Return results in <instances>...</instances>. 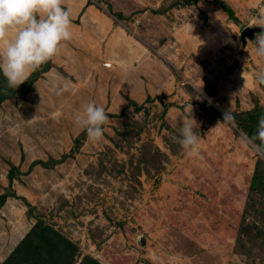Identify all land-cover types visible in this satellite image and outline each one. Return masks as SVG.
<instances>
[{
    "label": "rangeland",
    "instance_id": "obj_1",
    "mask_svg": "<svg viewBox=\"0 0 264 264\" xmlns=\"http://www.w3.org/2000/svg\"><path fill=\"white\" fill-rule=\"evenodd\" d=\"M94 3L105 12L122 13L125 7L127 14L116 17L117 23L153 52L164 51L165 59L170 52L175 57L186 52L170 31L189 33L195 19L210 28L212 41L202 44L209 55L207 71L197 75L205 85H197L192 75L196 87H183L185 100L166 99V104L159 99L145 106V114L131 118L113 138L104 134L107 147L81 152L83 160L77 155L86 140L79 136L75 150L58 165L69 164L54 170L56 182L51 174L40 176L37 182L44 188L35 182L33 198L19 205L20 217L34 228L18 231L16 224L18 232L8 234V256L0 264H264V156L246 143L240 125L259 114L251 123L256 131L264 115V56L258 59L243 46L240 36L248 26L233 22L227 10H235L228 0ZM250 14L249 27H264L256 26L258 16L251 19ZM170 67L182 87L181 74ZM170 108L179 110L168 122ZM226 112L237 121H224ZM190 113L199 125L194 131L201 136L202 159L186 156L178 143L181 123ZM54 162L44 163L51 167Z\"/></svg>",
    "mask_w": 264,
    "mask_h": 264
},
{
    "label": "crops",
    "instance_id": "obj_2",
    "mask_svg": "<svg viewBox=\"0 0 264 264\" xmlns=\"http://www.w3.org/2000/svg\"><path fill=\"white\" fill-rule=\"evenodd\" d=\"M228 1L236 13L233 11L235 18L231 19L234 23L242 22L244 26L251 25L245 23L247 14H250V11L246 13L248 9L257 13L258 18L261 17V9H264V0H242L238 6L236 0ZM66 5L72 11L73 38L50 60V65L39 73V78L26 96L9 98L0 106V201L7 194V189H12L15 195L7 197L5 203L0 204V259L8 256V234L16 235L15 232L32 227L29 220L24 221L20 217V206L22 207L21 202L25 199L30 201L33 198V190L37 188L35 182L39 184V177L48 174L56 182V171L69 164L70 161L64 162L63 166L58 165L63 156L75 150L76 140L84 132L74 122L78 111H83L84 106L92 101L103 106L110 119L105 125V133L113 138L115 130L127 127L131 118L143 116L145 106L156 105L160 103L159 99L163 102L166 99L176 102L183 97L185 100V90L178 86V76L171 65L179 73L184 71L190 79L193 78L192 75H196L194 79L198 80L202 77L197 75L207 71L204 60L209 55L204 46L211 43L213 35L210 28L201 26L196 19L193 21V28H189V33L178 29L174 33L170 31L171 38H175L187 54L183 51L181 57H175L173 51L165 59L161 58L164 51H159V54L153 52L149 43L131 34L125 25L117 23L118 19L113 15L116 13L103 11L95 5L94 0H66ZM124 9L125 7L121 8L122 13L118 14L125 16L127 11ZM258 18L256 26H261L258 25ZM152 41L151 44L155 45L154 38ZM203 43L205 44L202 45ZM254 44L247 40L243 46L258 59H263V56L256 54ZM187 48L192 52L187 51ZM176 109L178 108L168 110V122L178 117L179 109ZM57 110L61 112V116L53 119L51 113ZM186 110L187 108L184 109L185 112ZM179 113L183 114V111L180 110ZM82 142L84 144L82 149L79 148L80 155L76 154L78 160L84 159L81 152L97 153L103 146L110 144L105 136L99 142H92L87 134ZM50 159L55 162L48 167L44 162ZM38 161L44 163L46 166L42 167L46 169L36 164ZM12 167L17 171L11 182L9 175ZM22 183H27L28 187L22 186ZM39 187L44 188L41 182ZM4 218L6 221L7 218H14L15 222L11 221L12 225H9ZM18 223L19 227L16 225ZM17 227L18 231H15Z\"/></svg>",
    "mask_w": 264,
    "mask_h": 264
},
{
    "label": "clouds",
    "instance_id": "obj_3",
    "mask_svg": "<svg viewBox=\"0 0 264 264\" xmlns=\"http://www.w3.org/2000/svg\"><path fill=\"white\" fill-rule=\"evenodd\" d=\"M71 15L66 0H0V72L10 88L17 89L27 82L73 38ZM261 17L260 23L264 24V9H261ZM254 45L257 54L264 56V34L257 35ZM191 113L181 123L178 143L186 156L202 159L201 136L194 131L199 125ZM60 116L59 110L51 113L53 119ZM232 119L228 112L224 114V121ZM74 122L90 141L99 142L104 138L105 125L110 119L104 107L92 101L75 114ZM245 138L246 143H251L254 150L264 156V115L255 133L251 137L245 133Z\"/></svg>",
    "mask_w": 264,
    "mask_h": 264
},
{
    "label": "trees",
    "instance_id": "obj_4",
    "mask_svg": "<svg viewBox=\"0 0 264 264\" xmlns=\"http://www.w3.org/2000/svg\"><path fill=\"white\" fill-rule=\"evenodd\" d=\"M227 11L229 12L231 18L234 19L235 18L234 17V13L231 10H227ZM113 15L115 17H118L119 19H123V15L122 14L116 13V14H113ZM38 78H39V72L35 71L31 75L30 79L27 82H25L24 84L20 85L17 89H13V88H10L8 86L6 78L0 72V106L5 100H7L9 98L16 97V96L20 97V98H23L24 96H26L28 94L29 90L31 89V87L33 86V84L36 82V80ZM258 115H255V114L251 115V117H250L251 118V122L250 123L248 122L246 124H244V123L240 124L244 128V131L250 137L255 133V130L253 131L251 123L255 121V119L258 117ZM236 118H237L236 116H233L232 120L237 121ZM85 137H86V132L84 131L81 134V138H85ZM76 142H77V140H76ZM36 164L46 166L44 163H42L40 161L36 162ZM16 171H17V169L15 167H12L10 175H9V179H10L11 182H12V179L14 178V175H15ZM12 195L15 196L14 193H10V195L9 194H5L4 196H2L0 204L3 205L5 203L7 197H10ZM89 264H100V263H98L96 261H92Z\"/></svg>",
    "mask_w": 264,
    "mask_h": 264
},
{
    "label": "water",
    "instance_id": "obj_5",
    "mask_svg": "<svg viewBox=\"0 0 264 264\" xmlns=\"http://www.w3.org/2000/svg\"><path fill=\"white\" fill-rule=\"evenodd\" d=\"M207 21V17L204 18ZM260 33H264V27H246L241 32V41L244 45H246L247 40L256 43L257 35ZM33 209H30V213H32Z\"/></svg>",
    "mask_w": 264,
    "mask_h": 264
},
{
    "label": "built area",
    "instance_id": "obj_6",
    "mask_svg": "<svg viewBox=\"0 0 264 264\" xmlns=\"http://www.w3.org/2000/svg\"><path fill=\"white\" fill-rule=\"evenodd\" d=\"M256 16H258L257 13H255V14H251V15H250V18H251V19H254ZM250 23H252V20L250 21ZM240 39H241V36H240ZM180 74H181L182 79H183V82L181 83L182 88L185 87V86H189V85H191V86H193V87H196V85H195V83H194V80H193V79H190V78L185 74L184 71H180ZM199 84L205 85V81L201 78V79L197 80V85H199Z\"/></svg>",
    "mask_w": 264,
    "mask_h": 264
}]
</instances>
